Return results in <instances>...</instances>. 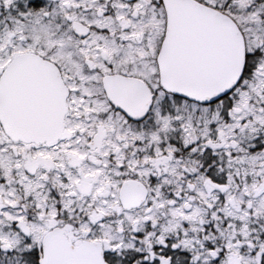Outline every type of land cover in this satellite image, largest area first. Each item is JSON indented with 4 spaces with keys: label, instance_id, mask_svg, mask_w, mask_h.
<instances>
[{
    "label": "snow or ice",
    "instance_id": "obj_1",
    "mask_svg": "<svg viewBox=\"0 0 264 264\" xmlns=\"http://www.w3.org/2000/svg\"><path fill=\"white\" fill-rule=\"evenodd\" d=\"M0 264H264V0H0Z\"/></svg>",
    "mask_w": 264,
    "mask_h": 264
}]
</instances>
